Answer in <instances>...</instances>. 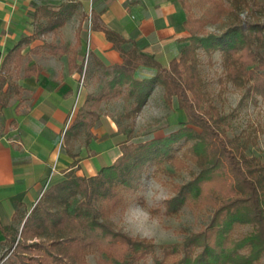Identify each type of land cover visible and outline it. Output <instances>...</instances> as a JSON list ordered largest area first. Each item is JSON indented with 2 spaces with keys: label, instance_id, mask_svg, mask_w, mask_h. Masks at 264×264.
Listing matches in <instances>:
<instances>
[{
  "label": "trees",
  "instance_id": "16d2710c",
  "mask_svg": "<svg viewBox=\"0 0 264 264\" xmlns=\"http://www.w3.org/2000/svg\"><path fill=\"white\" fill-rule=\"evenodd\" d=\"M251 1L228 0L226 5L222 0H178L187 13L183 24L188 35L181 39L184 45L167 65L137 53L134 45L125 49L122 44L127 40L100 23L98 15L92 16V27L103 30L122 54L121 64L104 69L110 74V91L123 92L131 99L126 114L135 115L153 85L159 83L165 101L183 110L186 119H170L160 134L148 131L141 139L119 140L120 154L94 175L80 176L69 170L62 179L50 183L25 216L21 238L14 243L13 255L20 264H85V254L96 248L113 264H144L148 255L154 264H259L264 255V161L247 155L238 136L226 134V115L208 102L198 55L199 49L208 55L220 51L225 78L243 87L245 94L264 101V1ZM194 3L204 7L202 16L193 14ZM245 6L250 10L242 17ZM63 7L43 9L46 23L41 30H54L63 23L70 10ZM223 14L227 19L220 30L206 28ZM53 50L59 52L58 48ZM16 52L15 65L21 59L19 49ZM139 65L150 71H137ZM40 70L32 63L25 65L23 72L30 76ZM5 84L7 88L2 90ZM9 87L16 90V84L0 73V106L8 100ZM79 116L62 136L72 156L70 138L79 132ZM180 149L181 157L177 155ZM183 158L193 161L198 171L188 180L172 184L164 211L175 214L184 204L211 206V216L180 242L161 244L162 256L158 257L154 242L130 238L109 215L137 189L148 166L159 169L168 162L179 168ZM242 226L247 229L242 230ZM34 236L44 239L26 241Z\"/></svg>",
  "mask_w": 264,
  "mask_h": 264
},
{
  "label": "crops",
  "instance_id": "0c3cea01",
  "mask_svg": "<svg viewBox=\"0 0 264 264\" xmlns=\"http://www.w3.org/2000/svg\"><path fill=\"white\" fill-rule=\"evenodd\" d=\"M62 6L70 8L63 23L41 30L46 23L43 9ZM94 15L127 40L122 47L134 45L137 53L151 55L162 65L179 52L181 39L188 35L183 24L187 13L178 0H0V73L7 76L2 64L13 66L17 49L20 61H27L25 47L42 42L34 38L33 29L44 31V58L27 64L36 62L41 70L30 76L22 72L15 80L16 90L9 87L8 100L0 107V264H20L13 255L14 243L21 238L25 216L50 183L69 170L94 175L120 154V148L112 153V139L117 145L122 139L114 122L107 114L97 117V105L91 104L100 107L116 95L109 89L110 74L104 67L121 64L123 57L103 30L92 27ZM24 37L30 40L23 42ZM140 69L150 71L143 65L136 68ZM6 88L5 84L2 90ZM76 115L82 123L70 138L72 156L62 136ZM77 141L85 153L74 150ZM39 239L44 237L26 241Z\"/></svg>",
  "mask_w": 264,
  "mask_h": 264
},
{
  "label": "rangeland",
  "instance_id": "374dc122",
  "mask_svg": "<svg viewBox=\"0 0 264 264\" xmlns=\"http://www.w3.org/2000/svg\"><path fill=\"white\" fill-rule=\"evenodd\" d=\"M222 1L228 5V0ZM256 1L257 3H262L264 0ZM248 10H250V6H245L241 13L242 17L247 14ZM192 12L196 16H202L204 7L194 3ZM39 18L34 20V22H38ZM226 19L227 15L223 14L216 22L208 23L206 28L209 30H220L224 26ZM262 19H264V15ZM34 30L35 28L33 29L34 38L37 37L42 42L36 44L31 49L28 46L25 47L27 49L26 57L28 60L20 61L13 66L10 62L2 64L11 84H15L16 78L24 71L25 65L30 63L33 58H44V31L35 33ZM198 55L199 71L204 81L208 102L226 115L224 123L226 134L228 136H238L240 141L245 145V153L247 155L257 156L261 161H264V101L260 96L253 98L250 94H245L243 87L235 85L225 78L220 51H215L211 55H208L199 49ZM163 91V86L155 83L147 100L135 115L131 113L126 114L130 110L132 102L123 93L114 95L112 100L102 103L100 107L98 103H92L91 105L93 107L97 105L94 109L97 117L104 114L109 115L120 134V138L137 140L141 139L148 131L160 134L167 121L172 118H176L177 120L186 119L183 110L177 109L165 101ZM97 92L98 88H96L95 93ZM77 107L78 104L76 105L74 114L78 111ZM203 107L206 108L207 104L205 103ZM91 120H95V115L91 116ZM1 121L0 116V123ZM112 141L114 142L112 153L115 154L119 151L120 145H117L116 139H112ZM80 147L81 143L77 141L74 150L78 151V154L85 153L86 150H81ZM181 150L177 152V155L180 157L182 156ZM183 161L184 164L179 168L168 162H165L159 169H155L153 165L148 166L141 174L137 189L126 195V200L139 195L138 190L143 187L144 179H151V189L147 193L148 206L155 209V217L169 233L167 239L154 242V254L158 257L162 256L161 244L180 242L187 233L205 225L211 216V206L195 208L186 204L182 205L175 214L165 213L164 203L165 199L172 195V184L184 182L198 171L197 165L189 158H183ZM118 209H115L109 215L113 223L116 220L115 213ZM241 229L245 230L247 227L242 226ZM143 262L144 264H154L151 255H148ZM83 263L113 264V260L96 248L85 254ZM259 264H264V255L260 258Z\"/></svg>",
  "mask_w": 264,
  "mask_h": 264
},
{
  "label": "clouds",
  "instance_id": "9594fccd",
  "mask_svg": "<svg viewBox=\"0 0 264 264\" xmlns=\"http://www.w3.org/2000/svg\"><path fill=\"white\" fill-rule=\"evenodd\" d=\"M151 179L145 178L139 195L127 199L115 213L114 221L132 239L159 242L167 239L169 233L155 217V209L148 206V191L151 189Z\"/></svg>",
  "mask_w": 264,
  "mask_h": 264
}]
</instances>
